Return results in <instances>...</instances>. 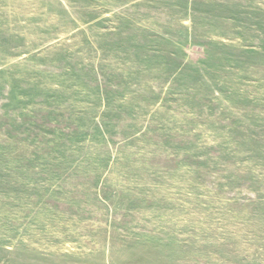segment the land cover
Here are the masks:
<instances>
[{
	"label": "rangeland",
	"instance_id": "1",
	"mask_svg": "<svg viewBox=\"0 0 264 264\" xmlns=\"http://www.w3.org/2000/svg\"><path fill=\"white\" fill-rule=\"evenodd\" d=\"M0 264H264V0H0Z\"/></svg>",
	"mask_w": 264,
	"mask_h": 264
}]
</instances>
